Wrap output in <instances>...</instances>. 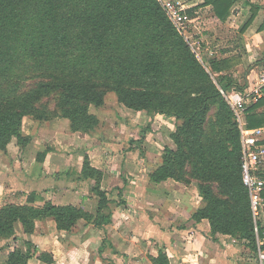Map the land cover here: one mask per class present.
Instances as JSON below:
<instances>
[{
    "label": "trees",
    "instance_id": "trees-1",
    "mask_svg": "<svg viewBox=\"0 0 264 264\" xmlns=\"http://www.w3.org/2000/svg\"><path fill=\"white\" fill-rule=\"evenodd\" d=\"M239 1L207 0L205 4L218 20L225 21ZM243 6L250 14L240 32L261 9L246 1ZM28 65L50 80L39 86L40 92H60L63 105L57 112L34 114L31 104L37 96L18 94V82L12 80ZM229 65L212 58L208 67L203 66L158 0H0V151L5 152L12 141L20 149L26 147L30 139L21 133L26 117L37 121L63 118L70 131L90 134L99 120L87 107H102L105 93L110 91L126 109L180 122L169 136L175 149H163L160 164L149 174L150 182L172 180L187 186L195 176L187 177L185 164L196 160L201 203L191 219L208 222L211 240L217 235L229 236L254 253L258 248L264 251V229L257 223V232L254 230L249 196L241 182L236 118L220 93L243 92L247 82L241 85L235 80ZM211 106L216 109L215 128L222 135L209 143L204 123ZM262 106L263 97L247 105L243 117L247 129L264 127V113H257ZM44 156L38 153L36 159L41 161ZM80 174L94 181L91 191L98 199L94 214L50 202L41 208L6 205L0 208V240L12 238L18 223L25 234H31L35 221L47 218L65 232L78 221L96 228L109 224V200L100 187L102 173L85 158ZM211 180L219 185L223 197L214 193ZM23 244L25 252L9 253L6 264H27L34 256V246ZM38 259L52 263L45 253ZM150 261L169 264L161 251Z\"/></svg>",
    "mask_w": 264,
    "mask_h": 264
},
{
    "label": "crops",
    "instance_id": "crops-1",
    "mask_svg": "<svg viewBox=\"0 0 264 264\" xmlns=\"http://www.w3.org/2000/svg\"><path fill=\"white\" fill-rule=\"evenodd\" d=\"M206 1L187 0L189 40L199 34L203 41H212L213 58L230 65L235 63L232 57L235 46H239V61L251 65L247 79L253 86L259 76H264V63L256 64L264 62V0L236 2L225 21L216 18ZM244 1L261 9L251 25L240 32L250 14ZM261 97L264 98V87ZM121 107L128 120L120 121L119 130L109 125L100 135L95 133L97 128L90 134L72 132L63 118L22 120L21 133L30 139L26 147L20 149L11 142L5 152L0 151V208H41L50 202L94 214L98 201L91 191L94 181L80 174L87 158L90 167L102 173L100 187L109 200L111 221L100 228L78 221L65 232L58 231L53 219L47 218L35 221L31 234H25L18 223L12 238L0 240V264H6L14 250L24 253V242L35 249L27 264H45L38 259L41 253L51 256V264H152L150 259L156 258L159 251L169 264H258L257 252L229 236L217 235L211 240L208 222L191 219L201 203L196 183L186 186L172 180L150 182L149 174L160 164L161 153H153V145L159 146L158 142L146 138L144 147L150 150L139 156L138 150L127 148L128 137L124 134L130 126L127 124L138 123L137 115L143 114V120L152 128L146 135L156 136L152 121L164 117L150 118L144 112ZM257 113H264V106ZM101 123L99 120L98 126ZM259 129L264 146V127ZM38 153H45L41 161L36 159ZM259 173L264 179V160ZM30 195L34 197L28 200ZM261 198L259 221L264 229V197Z\"/></svg>",
    "mask_w": 264,
    "mask_h": 264
},
{
    "label": "rangeland",
    "instance_id": "rangeland-1",
    "mask_svg": "<svg viewBox=\"0 0 264 264\" xmlns=\"http://www.w3.org/2000/svg\"><path fill=\"white\" fill-rule=\"evenodd\" d=\"M197 37H193L189 40V43L191 45V48L196 54V57L200 61V63L203 64V66L208 67L209 63L212 61V41L206 42L203 41V38L198 34ZM234 38H237L236 36ZM236 44V42H233ZM236 48V54L233 55L232 59H234L235 63L229 65V74L235 78L241 85L244 82H247V88L251 87L252 84L248 81L247 77L250 74L247 72V69L251 66L250 64H244L243 62H240V58L242 57L240 55V50H237L239 46H235ZM17 76H15V79L12 80V82H18V94L20 95H31L29 98L33 96H37V99L31 104L32 110L34 114H53V112H57L59 109V106L61 107L63 105L61 94L57 90L53 89H47L43 90V92H40L39 86L41 84H47L50 82L48 79L42 78V74L40 71L35 70L33 66H26L24 69H22L20 72H18ZM122 105L119 104L116 100L115 95L108 91L105 93L104 96V104L102 107L96 108L94 106H88V112L92 115H95L98 120L102 121L101 126H97L96 128V134L103 133L107 130L108 126H113L112 128L117 131L120 129L119 125H122L120 122L121 120H128L125 115H122ZM215 107L211 106L204 123V133L209 141V143H212L216 141L219 134L222 135V133H218V131L215 128L214 124V114H215ZM121 116V117H120ZM122 118V119H121ZM138 123L127 124L129 126V129L126 131L124 137H128L126 141L127 148L131 150H138V155L143 156L144 151L146 150L144 147L146 142V138L149 141L158 142L159 146L153 145V153L157 154V152L162 153L163 149L165 147H168L170 149H175V145L172 142V140L169 138L170 134L175 132L176 127L175 125L180 122H176L173 118H163V119H156L153 120L152 123H155V131L153 132L156 136H147L146 134L148 131L152 130V128L149 125V122L146 123L144 120V115H137ZM144 119V120H143ZM165 122L169 123L166 124ZM115 126V127H114ZM126 126V125H125ZM126 126V127H128ZM238 126V124H237ZM147 130V131H145ZM99 132V133H98ZM121 134V133H119ZM131 134V135H130ZM147 136V137H146ZM14 142V141H12ZM15 143V142H14ZM151 144V142H149ZM150 150V149H147ZM146 150V151H147ZM145 151V152H146ZM161 155V154H160ZM198 163L196 160L194 161H188L185 164L184 173L188 176L194 177L191 179V182L193 183H201V179L196 177V171L194 170L195 167H197ZM183 174V173H182ZM195 174V175H194ZM185 175V176H186ZM185 178V177H184ZM211 187H213L214 193L218 197H223L221 193V188L216 182H212V180L209 182ZM257 222L260 224L259 219Z\"/></svg>",
    "mask_w": 264,
    "mask_h": 264
},
{
    "label": "built area",
    "instance_id": "built-area-1",
    "mask_svg": "<svg viewBox=\"0 0 264 264\" xmlns=\"http://www.w3.org/2000/svg\"><path fill=\"white\" fill-rule=\"evenodd\" d=\"M158 2L169 20L189 41L191 19L187 0H158ZM263 87L264 76H259L256 84L246 88L243 92H231L229 94L220 92L235 115L238 124L241 146V182L249 196L255 232H257L256 224L258 223L257 220L259 219L262 206L261 194L264 191V179L259 173V165L264 160V146L260 143L262 129H247L243 117L247 105L255 103L261 97ZM257 253L258 264H264V251L258 248Z\"/></svg>",
    "mask_w": 264,
    "mask_h": 264
}]
</instances>
